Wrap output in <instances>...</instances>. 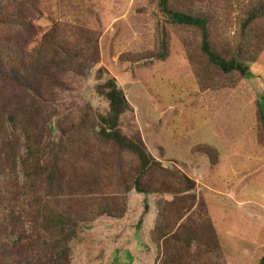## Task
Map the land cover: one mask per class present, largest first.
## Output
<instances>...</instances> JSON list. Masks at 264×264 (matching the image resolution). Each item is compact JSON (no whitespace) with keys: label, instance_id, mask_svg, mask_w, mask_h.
Instances as JSON below:
<instances>
[{"label":"rangeland","instance_id":"374dc122","mask_svg":"<svg viewBox=\"0 0 264 264\" xmlns=\"http://www.w3.org/2000/svg\"><path fill=\"white\" fill-rule=\"evenodd\" d=\"M193 1L214 4L212 38L219 47L233 48L237 1ZM168 3L177 10L191 5L189 0ZM164 18L159 0H0V56L7 64L38 49L47 33L45 47L60 40L65 49L75 51L87 48L92 36L97 38L98 57L90 71L62 92L45 84V98L56 100L62 124L105 114L108 102L98 86L112 76L132 108L121 119L123 133L138 132L155 159L169 170L179 167L196 184L191 194L200 207L189 212L196 219H183L180 223L186 220L191 233L178 235L191 238L189 248L173 244L170 236L152 240L159 195L131 189L123 219L104 214L79 232L71 264H257L264 256V133L257 107L264 100V45L257 57H246L247 76H221L203 65L200 31ZM262 28L259 23L252 31L261 36ZM163 31L167 54L161 59L157 54ZM31 104V96L19 85L0 78V264H44L31 242L37 233L30 218L17 202L11 204L13 197L24 199L27 187L19 166L26 155L24 132L22 125L13 127L9 112ZM5 157L9 161L2 166ZM76 161L82 168L77 178L91 182L99 174L103 191H120L119 197L120 173L128 181L127 165L136 168L131 155L117 160L111 153L103 158L94 153L77 155ZM156 180L157 175H150L144 186L156 188ZM208 238L219 243L222 260L210 258Z\"/></svg>","mask_w":264,"mask_h":264},{"label":"trees","instance_id":"16d2710c","mask_svg":"<svg viewBox=\"0 0 264 264\" xmlns=\"http://www.w3.org/2000/svg\"><path fill=\"white\" fill-rule=\"evenodd\" d=\"M168 1L159 0L164 21L200 31L199 51L206 62L203 65L207 70H216L225 77L236 74L243 78L247 76L249 67L246 64V57H257L258 51L264 45V28L261 36L252 31L259 23L264 24V0H234L237 1L240 13L233 48L219 47L220 45L212 38L210 24L212 11L216 8L214 4L189 0L191 5L186 10H177L169 6ZM164 34L163 31L160 51L157 54L161 59L167 54ZM49 36V33L44 36V42L38 49L30 54H22L15 62L7 64L0 56V78L19 85L31 96V105L22 110L17 108L9 112L13 127L22 125L24 132L26 155L24 157L20 155L19 166L25 175L24 186L27 187L26 192H23L24 199L18 202L13 197L11 204L17 202L16 205L23 211L21 213L30 218L37 233L31 242L41 251L44 264H71L73 242L79 232L104 214L115 219H123L131 189L138 193L159 195L156 204L158 211L156 223L151 230L152 240L158 243L160 239L170 236L173 244L178 242L180 246L189 248L191 238L182 240L178 235L181 231L184 234L191 233L189 223L186 220L180 222L187 219L188 215L195 218L196 213L189 212L200 207L197 196L191 194L196 188L194 180L179 167L169 170L163 166L149 153L138 132L134 136L123 133L121 119L132 108L124 91L112 76L100 82L98 86V93L108 102L105 114L72 118L68 124H62L56 109V100L45 98V84L50 82L52 89L62 92L68 90V83L90 71L98 57L97 38L92 36L87 48L75 51L65 49L60 45L61 41L55 38L53 41L57 42L45 47L47 40H50ZM197 66L196 70L201 71L202 64ZM98 72L99 79H103L101 76L103 69H99ZM198 76L201 78L200 87L204 89L205 82L203 83L202 77ZM208 84L216 85L210 82ZM48 105H53L55 109L52 107L50 111H44ZM257 107L264 133V100L257 102ZM94 153L100 154L101 158L111 153L117 160L128 155L135 159L136 168L132 169L128 165L126 168L130 180L123 179L119 171L121 178L117 187L123 190L121 197L118 196L120 191L109 193L103 191L101 186L103 179L99 174L95 173L91 182L77 178L82 168L77 165L76 156ZM5 161L9 159L2 158V166ZM13 161L15 165L16 156ZM122 161L126 162L124 159ZM95 163L99 164V159H95ZM9 166L12 167L11 163ZM150 175H157L153 186L156 188L144 186ZM106 196L107 198H104ZM175 209L173 216L166 223L169 213ZM214 240L208 238L205 244L208 246L210 258L216 257L219 261L223 258V251ZM257 264H264V256Z\"/></svg>","mask_w":264,"mask_h":264},{"label":"crops","instance_id":"0c3cea01","mask_svg":"<svg viewBox=\"0 0 264 264\" xmlns=\"http://www.w3.org/2000/svg\"><path fill=\"white\" fill-rule=\"evenodd\" d=\"M143 225H145V223ZM144 227H148V225H145ZM144 232H145V230H144Z\"/></svg>","mask_w":264,"mask_h":264}]
</instances>
